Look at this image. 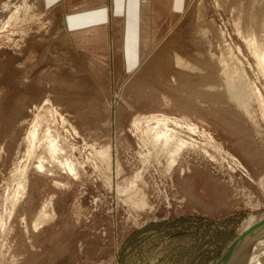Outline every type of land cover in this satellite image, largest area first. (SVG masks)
Here are the masks:
<instances>
[{"label":"rangeland","instance_id":"1","mask_svg":"<svg viewBox=\"0 0 264 264\" xmlns=\"http://www.w3.org/2000/svg\"><path fill=\"white\" fill-rule=\"evenodd\" d=\"M182 2L146 3L127 69L95 38L72 48L57 6L0 0V264H228L261 249L264 71L245 36L264 48V0Z\"/></svg>","mask_w":264,"mask_h":264},{"label":"crops","instance_id":"2","mask_svg":"<svg viewBox=\"0 0 264 264\" xmlns=\"http://www.w3.org/2000/svg\"><path fill=\"white\" fill-rule=\"evenodd\" d=\"M151 1L154 0H43L46 7L59 9L62 30L72 48L91 52L95 38L96 46L104 47L112 61L119 53L127 69L137 65L142 53L144 8ZM182 1L172 0L173 7L180 8Z\"/></svg>","mask_w":264,"mask_h":264},{"label":"bare ground","instance_id":"3","mask_svg":"<svg viewBox=\"0 0 264 264\" xmlns=\"http://www.w3.org/2000/svg\"><path fill=\"white\" fill-rule=\"evenodd\" d=\"M242 3V2H241ZM236 5H239V4H236ZM15 6V5H14ZM235 6V5H234ZM239 7H240V5H239ZM239 10H240V8H238ZM238 12V11H237ZM239 14V13H238ZM243 15V14H242ZM239 17V16H238ZM239 19V18H238ZM240 20V19H239ZM264 20V19H263ZM236 21H238V20H236ZM243 24V23H242ZM238 25V24H237ZM239 26V25H238ZM247 26V25H246ZM236 27V26H235ZM243 27V26H242ZM250 27V26H249ZM264 27V26H263ZM248 28V27H247ZM241 33V32H240ZM248 35L247 36H245V40H246V42H247V46H249V49H250V51L254 54V56H255V58H256V60H257V62H258V64L261 66V68H262V70L264 71V48L262 47V45L261 46H258V45H260V43H259V41H258V39L256 40V37L254 36V35H252V34H249V33H247ZM246 35V34H245ZM244 37V36H243ZM264 41V40H263ZM259 43V44H258ZM263 48V49H262ZM175 55V54H174ZM178 55V54H177ZM188 55V54H187ZM184 61H186L184 58H182ZM182 59L181 58H176V64H177V66H181L182 67V69L183 68H185V69H187L190 65L189 64H187V63H189V62H184V61H182ZM257 64V65H258ZM176 66V67H177ZM179 68V67H178ZM191 68V67H190ZM181 69V68H180ZM239 69V68H238ZM176 71V70H175ZM174 72V71H173ZM176 74V73H175ZM176 76V75H175ZM230 76V75H229ZM231 79V78H230ZM235 82V81H234ZM241 82H239V84H240ZM232 84V83H231ZM234 84V83H233ZM238 84V83H237ZM244 86V85H243ZM228 87V86H227ZM230 90H231V92H232V94L234 95V96H236V97H239L240 98V96H242V95H244V94H246V92H244L245 90H243V88H241L239 85L238 86H236L235 84L234 85H231L230 86ZM249 94H247V96H248ZM242 97H244V96H242ZM241 97V98H242ZM247 98V97H246ZM245 98V99H246ZM243 99V98H242ZM236 100V99H235ZM240 100V99H239ZM246 100H248V99H246ZM246 100H244V101H246ZM244 101H242V102H244ZM247 105V104H246ZM245 106V105H244ZM155 118V117H154ZM159 118V117H158ZM163 118V117H162ZM167 120V119H166ZM160 121V120H159ZM156 122H158V119H157V121ZM164 122H166V121H164ZM151 130V129H150ZM154 132V131H153ZM163 132V131H162ZM160 133V132H157V133H160L162 136H165L166 138H167V140H169V139H171L170 137H172V136H169L167 133ZM160 134H157L156 136H159ZM161 135L158 137V138H161ZM33 137V136H32ZM165 137H163V138H165ZM157 138V139H158ZM159 140V139H158ZM32 141H33V139H32ZM166 142H168V141H166ZM169 143V142H168ZM168 143H166V144H168ZM33 145V144H32ZM51 145H53V142H51ZM34 146V145H33ZM178 146V145H177ZM31 149V148H30ZM55 150V149H54ZM34 151V150H33ZM72 170V169H71ZM74 172V171H73ZM41 209H42V207H40ZM39 212H41L40 210H39ZM42 212H43V210H42ZM41 212V213H42ZM45 212V211H44ZM44 214V213H43ZM39 215H40V213H39ZM45 216V215H44ZM47 217V216H46ZM51 217V216H50ZM40 218V217H39ZM42 219V218H41ZM37 225V224H36ZM249 250H251L250 251V254L246 257V258H243L245 255H246V253H247V249H245V250H243L242 252H240L231 262H229L228 264H250V263H252V262H250L249 260H251L250 258H249V256L251 255V254H257L258 253V251H260L261 253H264V244H263V246L261 247V249H258V247L257 248H254V249H249ZM256 256V255H255ZM251 257V256H250ZM253 257V256H252ZM251 257V258H252ZM248 261V262H247ZM247 262V263H246ZM250 262V263H249Z\"/></svg>","mask_w":264,"mask_h":264},{"label":"water","instance_id":"4","mask_svg":"<svg viewBox=\"0 0 264 264\" xmlns=\"http://www.w3.org/2000/svg\"><path fill=\"white\" fill-rule=\"evenodd\" d=\"M253 217H255V216H253ZM264 221V219H261V223ZM260 223V224H261ZM253 230L254 229H252L251 231H250V233H247V231H245V233H243V234H241V235H239L237 238H236V241H235V243L237 242V245H238V243L240 242V244L241 243H244V241H246L248 238H250L251 236H253ZM253 233V234H252ZM222 260H224V259H222ZM220 261V263L219 264H221V262H223V261Z\"/></svg>","mask_w":264,"mask_h":264}]
</instances>
